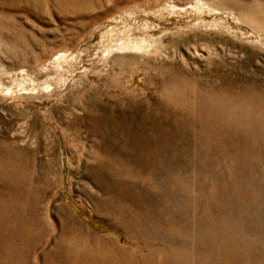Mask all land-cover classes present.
I'll return each instance as SVG.
<instances>
[{
    "label": "rangeland",
    "instance_id": "rangeland-1",
    "mask_svg": "<svg viewBox=\"0 0 264 264\" xmlns=\"http://www.w3.org/2000/svg\"><path fill=\"white\" fill-rule=\"evenodd\" d=\"M0 264H264V0H0Z\"/></svg>",
    "mask_w": 264,
    "mask_h": 264
},
{
    "label": "bare ground",
    "instance_id": "bare-ground-1",
    "mask_svg": "<svg viewBox=\"0 0 264 264\" xmlns=\"http://www.w3.org/2000/svg\"><path fill=\"white\" fill-rule=\"evenodd\" d=\"M144 39H145V38H144ZM148 40H149V39H148ZM146 41H147V40H146ZM146 41L142 40L141 43H140V45H139V47H141V48L143 47V48H144L143 45L145 44L144 42H146ZM150 41H151V40H150ZM146 43H147V42H146ZM145 45H146V44H145ZM151 45H152V44H151ZM153 46H154V45H153ZM141 50H142V49H141Z\"/></svg>",
    "mask_w": 264,
    "mask_h": 264
}]
</instances>
